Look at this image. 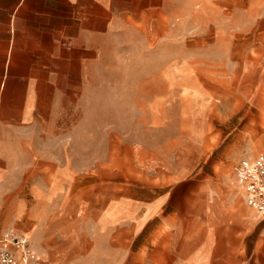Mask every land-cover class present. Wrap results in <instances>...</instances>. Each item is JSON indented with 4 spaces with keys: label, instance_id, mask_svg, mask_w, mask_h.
<instances>
[{
    "label": "crops",
    "instance_id": "0c3cea01",
    "mask_svg": "<svg viewBox=\"0 0 264 264\" xmlns=\"http://www.w3.org/2000/svg\"><path fill=\"white\" fill-rule=\"evenodd\" d=\"M182 13V0H0V233L27 235L41 264H264V217L238 180L264 152L233 184L167 190L119 191L111 157H70L123 46L182 38Z\"/></svg>",
    "mask_w": 264,
    "mask_h": 264
},
{
    "label": "rangeland",
    "instance_id": "374dc122",
    "mask_svg": "<svg viewBox=\"0 0 264 264\" xmlns=\"http://www.w3.org/2000/svg\"><path fill=\"white\" fill-rule=\"evenodd\" d=\"M182 3V38L123 46L70 156L84 166L111 157L119 191L201 177L233 184L244 159L264 152V0Z\"/></svg>",
    "mask_w": 264,
    "mask_h": 264
},
{
    "label": "built area",
    "instance_id": "2783aa9c",
    "mask_svg": "<svg viewBox=\"0 0 264 264\" xmlns=\"http://www.w3.org/2000/svg\"><path fill=\"white\" fill-rule=\"evenodd\" d=\"M247 204L264 217V154L243 164L238 170ZM41 256L32 249L27 235L11 227L0 233V264H41Z\"/></svg>",
    "mask_w": 264,
    "mask_h": 264
}]
</instances>
